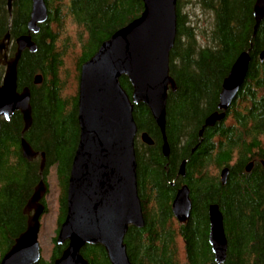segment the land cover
<instances>
[{
	"label": "trees",
	"instance_id": "16d2710c",
	"mask_svg": "<svg viewBox=\"0 0 264 264\" xmlns=\"http://www.w3.org/2000/svg\"><path fill=\"white\" fill-rule=\"evenodd\" d=\"M31 0H0V38L8 32L14 52L15 38L26 34ZM47 20L31 40L34 53L23 51L16 68L17 91L29 90L31 125L21 134L22 121L14 112L0 120V258L24 230L22 209L40 179L46 184L52 172L56 187L55 229L48 261L51 264L65 247L55 237L65 216L68 172L77 143V84L80 66L114 32L139 17L141 0H44ZM187 3V2H185ZM254 0H194L201 12L211 15L210 29L191 27L181 4H175V38L168 56V75L174 91L165 103L164 135L168 146L161 155V136L143 104L133 105L136 127L133 141L136 193L143 226H129L123 238L129 264H214L207 243V206L216 205L226 239L222 264H264V171H243L248 160L264 161V16L253 30ZM196 37L202 39L201 44ZM204 43V44H203ZM247 53V71L224 118L213 127L204 119L216 111L222 80L235 59ZM72 58V69L65 65ZM3 67L0 66V81ZM41 83L33 85L35 75ZM124 92L131 88L119 78ZM74 85V88H73ZM73 93L67 96V91ZM201 131V134L199 135ZM145 132L152 146L142 144ZM23 138L33 152L43 155L28 162L21 157ZM184 162V175L177 169ZM228 169L221 185L218 172ZM184 183L191 211L178 224L170 213L175 189ZM47 194V191H46ZM44 214L47 212L46 202ZM80 255L88 264H109L100 246L85 245Z\"/></svg>",
	"mask_w": 264,
	"mask_h": 264
},
{
	"label": "water",
	"instance_id": "95a60500",
	"mask_svg": "<svg viewBox=\"0 0 264 264\" xmlns=\"http://www.w3.org/2000/svg\"><path fill=\"white\" fill-rule=\"evenodd\" d=\"M10 1L7 0L8 13ZM141 2L143 10L139 17L114 32L80 66L76 106L78 137L68 172L65 216L55 237V244L65 243V247L51 264H88L79 253L85 245L100 246L109 264H129L124 235L129 226H143L135 183L133 105L143 104L148 109L161 136V155L166 157L168 154L164 135L165 103L168 90L174 91L173 80L168 75V56L176 32V0ZM251 12L255 30L264 16V0H254ZM46 20L44 0H31L26 34L15 38L11 57L6 53L10 45L9 33L0 38V66L3 67L0 120L8 121L14 112H18L22 121L21 134L31 125V109L28 88L17 91V63L23 51L35 52L31 34L38 33L39 26ZM263 60L264 47L258 54V61ZM248 63L247 53L235 59L221 82L217 111L204 119L202 128L213 127L224 118L243 83ZM120 77H124L131 88L129 97L119 84ZM40 82L41 76L35 75L32 84ZM139 140L147 146L152 144L145 132L139 135ZM19 148L21 157L28 162L37 156L22 137ZM38 156L41 174L43 155ZM183 166L184 162H181L177 169L180 177L184 175ZM226 177L227 169L223 168L218 174L221 185ZM45 193L46 185L40 179L22 209V214L26 215L25 228L3 254L0 264L39 263L37 234ZM188 194L187 187L182 186L171 201L170 213L177 223H184L189 218ZM207 220V243L213 262L222 264L227 245L216 205L208 206Z\"/></svg>",
	"mask_w": 264,
	"mask_h": 264
},
{
	"label": "rangeland",
	"instance_id": "374dc122",
	"mask_svg": "<svg viewBox=\"0 0 264 264\" xmlns=\"http://www.w3.org/2000/svg\"><path fill=\"white\" fill-rule=\"evenodd\" d=\"M181 4V12L186 15L189 25L191 27L196 28L198 32L202 30H209L211 24V15L205 12H201V10L194 5V0H179ZM187 2V3H185ZM196 41L201 44L200 41L202 39L200 37H196ZM204 44V43H203ZM69 62L65 65V67L69 66L70 70L72 69V58L68 59ZM74 88V85H73ZM69 89L67 91V96L73 93L74 89ZM52 172H49L46 178L47 184V194L45 196V202L47 206V212L40 217V228L37 235V242L40 250V260L48 261L50 257V251L52 247V237L54 236L55 229V215H56V187L54 186V179L52 176Z\"/></svg>",
	"mask_w": 264,
	"mask_h": 264
},
{
	"label": "flooded vegetation",
	"instance_id": "af4514ba",
	"mask_svg": "<svg viewBox=\"0 0 264 264\" xmlns=\"http://www.w3.org/2000/svg\"><path fill=\"white\" fill-rule=\"evenodd\" d=\"M217 102H218V100H217ZM217 106V105H216ZM149 146H152V144L151 145H149ZM248 166V170H246V167ZM256 167H258V168H260V170H263L264 171V161L262 160V159H259V158H257V157H253L251 160H248L246 163H245V165H244V167H243V171L245 172V173H249V172H251V170H253V169H255ZM223 168H226V167H222L221 169H223ZM221 169L219 170V172L221 171ZM227 169V168H226ZM219 172H218V174H219ZM227 173H228V169H227ZM180 177V176H179ZM218 177V176H217ZM182 178V177H181ZM182 186H186L184 183H180L179 184V186L175 189V193H174V195L176 194V191L180 188V187H182ZM187 187V186H186ZM188 189V188H187ZM46 190H47V188H46ZM188 193H189V190H188ZM46 196V195H45ZM188 196H189V194H188ZM174 197V196H173ZM45 198V197H44ZM173 199V198H172ZM189 200H190V198H189ZM43 201L45 202V199H43V200H41V203L43 204ZM190 203H191V201H190ZM171 204V203H170ZM211 205V204H210ZM209 206V205H208ZM208 206H207V208H208ZM45 207V206H44Z\"/></svg>",
	"mask_w": 264,
	"mask_h": 264
}]
</instances>
